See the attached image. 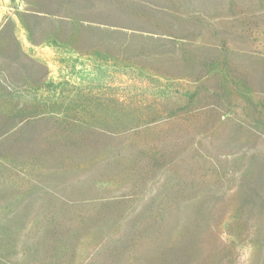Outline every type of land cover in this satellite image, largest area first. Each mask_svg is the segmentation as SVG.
<instances>
[{"label":"rangeland","instance_id":"obj_1","mask_svg":"<svg viewBox=\"0 0 264 264\" xmlns=\"http://www.w3.org/2000/svg\"><path fill=\"white\" fill-rule=\"evenodd\" d=\"M245 242L264 264V0H0V264Z\"/></svg>","mask_w":264,"mask_h":264},{"label":"clouds","instance_id":"obj_2","mask_svg":"<svg viewBox=\"0 0 264 264\" xmlns=\"http://www.w3.org/2000/svg\"><path fill=\"white\" fill-rule=\"evenodd\" d=\"M224 243H230L232 237L230 236V234H225V233H221L220 237H219ZM238 253L241 254L242 258H247L249 260V264H250V259L252 256V253L254 252V246L252 245L251 242H245L243 244H240L237 248Z\"/></svg>","mask_w":264,"mask_h":264},{"label":"trees","instance_id":"obj_3","mask_svg":"<svg viewBox=\"0 0 264 264\" xmlns=\"http://www.w3.org/2000/svg\"><path fill=\"white\" fill-rule=\"evenodd\" d=\"M70 17H72V19H74L76 22H78L79 24H85V25H88V24H93L96 22V18L95 17H92V16H86V17H83L81 15H74L72 14ZM136 20H138L137 17H135Z\"/></svg>","mask_w":264,"mask_h":264},{"label":"crops","instance_id":"obj_4","mask_svg":"<svg viewBox=\"0 0 264 264\" xmlns=\"http://www.w3.org/2000/svg\"><path fill=\"white\" fill-rule=\"evenodd\" d=\"M67 14H69V15H68V16H66L67 18H66V17H65V18H66V19H70L71 21H72V20H74V19H72V17H70L72 14H74V15H77V16H78V14H76V13H74V12H73V13H72V12H69V13H67ZM81 16H82V15H81ZM74 21H75V20H74ZM76 52H78V51H76Z\"/></svg>","mask_w":264,"mask_h":264}]
</instances>
